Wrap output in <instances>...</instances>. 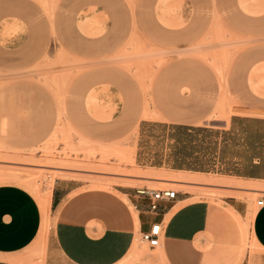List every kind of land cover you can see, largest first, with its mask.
<instances>
[{
	"label": "rangeland",
	"instance_id": "obj_1",
	"mask_svg": "<svg viewBox=\"0 0 264 264\" xmlns=\"http://www.w3.org/2000/svg\"><path fill=\"white\" fill-rule=\"evenodd\" d=\"M254 127L264 131V0H0V184L27 188L45 214L39 237L0 264H50L58 181L206 200L201 264H236L243 251L240 264H264L251 232L264 182L229 176L264 141ZM184 163L210 172L167 169ZM229 196L248 202L245 218ZM133 247L119 264H153L157 250L140 236Z\"/></svg>",
	"mask_w": 264,
	"mask_h": 264
},
{
	"label": "crops",
	"instance_id": "obj_2",
	"mask_svg": "<svg viewBox=\"0 0 264 264\" xmlns=\"http://www.w3.org/2000/svg\"><path fill=\"white\" fill-rule=\"evenodd\" d=\"M81 20V25H92L97 21L95 17H81ZM145 115L155 117L157 114L147 109ZM172 124L178 130L187 126ZM252 131L254 134L263 132L261 135L264 136L262 129L254 127ZM252 144H256L251 148L256 154H252L249 147V153L242 155L248 165L228 175L264 182V141ZM167 169L173 173L210 172L198 169L192 163L168 164ZM70 182H57L46 212L53 223L46 246V259L50 264H119L133 249L141 232L154 223L161 224L162 233L158 246H148L150 250H157V256L146 254L153 264H158L159 259L167 264H201L204 238L199 239L198 235L205 234L210 223L212 209L208 201H187L191 197L178 191L173 199L158 200L157 209L153 211L149 208L150 198L140 194L139 188L77 190L80 186ZM223 202L241 218L249 212L247 201L229 196ZM44 215L38 199L27 188L12 183L0 184V255L21 251L38 238ZM251 232L262 250L260 260L264 263V205L252 214ZM54 252L62 263L57 261ZM243 257L244 251L236 264H240ZM143 261L148 263L145 258Z\"/></svg>",
	"mask_w": 264,
	"mask_h": 264
},
{
	"label": "built area",
	"instance_id": "obj_3",
	"mask_svg": "<svg viewBox=\"0 0 264 264\" xmlns=\"http://www.w3.org/2000/svg\"><path fill=\"white\" fill-rule=\"evenodd\" d=\"M178 191L171 188L165 189H153V188H141L140 194H146L150 198L149 208L151 210L157 209V201L160 199H173ZM257 205H264V197L257 200ZM162 233V227L160 223H154L147 231H143L140 234V239L146 243L149 247L154 248L160 244V236ZM133 264H142L140 261H135Z\"/></svg>",
	"mask_w": 264,
	"mask_h": 264
},
{
	"label": "bare ground",
	"instance_id": "obj_4",
	"mask_svg": "<svg viewBox=\"0 0 264 264\" xmlns=\"http://www.w3.org/2000/svg\"><path fill=\"white\" fill-rule=\"evenodd\" d=\"M134 178H133V180H135V181H141L143 178H145V177H143L142 175L141 176H133ZM3 178V177H2ZM4 178H6L5 176H4ZM30 178V177H29ZM28 178V179H29ZM148 178V177H147ZM149 178H151V177H149ZM148 178V179H149ZM7 179V178H6ZM9 179V178H8ZM5 180V179H4ZM108 179H105V178H98L97 180H95V186H100V187H103V188H109L110 186H111V184H110V182L109 181H107ZM151 180H153V178L151 179ZM157 180V179H156ZM110 181H112V180H110ZM129 181V180H128ZM153 181H155V180H153ZM150 182V181H149ZM174 183H178V182H180V183H184L185 182V180L183 181V180H174L173 181ZM187 182V181H186ZM134 183V182H133ZM179 184V183H178ZM204 189V188H203ZM201 192V191H200ZM133 249H134V247H133ZM132 249V250H133Z\"/></svg>",
	"mask_w": 264,
	"mask_h": 264
}]
</instances>
